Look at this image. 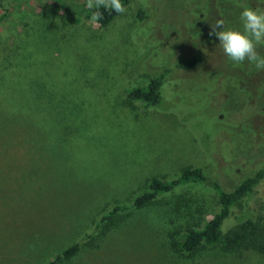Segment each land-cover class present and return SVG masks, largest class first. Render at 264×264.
<instances>
[{
    "label": "rangeland",
    "instance_id": "374dc122",
    "mask_svg": "<svg viewBox=\"0 0 264 264\" xmlns=\"http://www.w3.org/2000/svg\"><path fill=\"white\" fill-rule=\"evenodd\" d=\"M86 8L0 0V264H48L73 244L57 264H264V250L172 245L219 209L202 184L133 205L153 177L184 167H204L229 191L264 166L263 71L229 60L203 34L209 10L243 31L245 4L132 0L105 27ZM196 54L194 68L176 67ZM164 71L159 104L127 98ZM117 205L126 209L96 228ZM246 217L264 236V179L222 231Z\"/></svg>",
    "mask_w": 264,
    "mask_h": 264
},
{
    "label": "trees",
    "instance_id": "16d2710c",
    "mask_svg": "<svg viewBox=\"0 0 264 264\" xmlns=\"http://www.w3.org/2000/svg\"><path fill=\"white\" fill-rule=\"evenodd\" d=\"M132 0H121L124 6L128 5ZM245 4L246 8L264 10V3L259 0H238ZM95 9L86 8L85 14L87 18H92V13ZM103 13V19L96 21L100 26L105 27L113 22V20L119 15L114 11L99 9ZM208 13L212 23H207L204 26V39L207 35H210L211 25H215L217 20L215 18V11L212 10ZM137 16L141 19L146 17L143 10L137 12ZM3 15H0V18ZM208 31V32H207ZM214 40L215 35H210ZM220 48V47H218ZM258 51L261 55H264V44L258 46ZM202 60V56L199 54L193 55L187 60L180 62L176 67L183 69H192L197 66ZM249 63L244 61L241 63L245 65ZM242 72L239 66H231L229 72ZM263 75H264V70ZM167 71H164L158 75L151 77L145 85L133 86L127 91V98L133 101L143 102L146 106H156L161 100V86L165 80ZM238 84L245 87L242 79L238 77L235 79ZM264 179V166L256 170L251 176H247L242 179L232 190H225L219 181L212 176L208 175L205 168L202 166L184 167L178 176L174 179H166L160 177H153L148 184V190L135 198L133 205L142 206L156 196L164 194L179 185L186 184H202L213 191L218 203L219 209L205 221L203 225L197 227L187 228V232L184 238L179 243H173L175 248H180L188 253L197 251L200 248L217 246L224 252H234L240 249H258L264 250V236L262 227L257 219L246 217L238 221L234 227L222 231L224 221L230 215L231 209L237 203H240L245 197H247L257 185ZM126 209L125 206L117 205L111 209L105 217L96 223V228L102 221L108 220L105 226H108L112 222L113 213L118 209ZM78 250V245L73 244L64 249L59 255L55 256L48 264H57L58 261L70 259Z\"/></svg>",
    "mask_w": 264,
    "mask_h": 264
},
{
    "label": "clouds",
    "instance_id": "9594fccd",
    "mask_svg": "<svg viewBox=\"0 0 264 264\" xmlns=\"http://www.w3.org/2000/svg\"><path fill=\"white\" fill-rule=\"evenodd\" d=\"M89 9H95L92 13L94 21L103 19V13L99 9L114 11L123 14L127 11L121 0H86ZM243 31L225 29L224 22L217 20L211 25L210 35H215L219 41L225 56L239 64L244 61L254 63L255 67L264 70V55L258 51V46L264 44V10L244 8L240 13Z\"/></svg>",
    "mask_w": 264,
    "mask_h": 264
}]
</instances>
